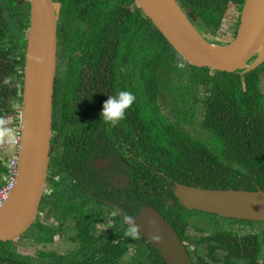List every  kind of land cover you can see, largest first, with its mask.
<instances>
[{
    "label": "trees",
    "instance_id": "obj_1",
    "mask_svg": "<svg viewBox=\"0 0 264 264\" xmlns=\"http://www.w3.org/2000/svg\"><path fill=\"white\" fill-rule=\"evenodd\" d=\"M177 1L191 10L189 19L208 39L216 36L228 4L241 7L243 2ZM63 3L57 23L53 126L63 134L56 121L62 118L66 125L67 118L73 121L76 114L69 112V105L83 95L89 110L98 105L99 112L108 95L118 90L135 95L126 113L132 123L133 151L129 214L142 205L154 206L186 241L191 221L205 213L178 203L172 190L175 182L264 190V61L248 72L197 67L179 56L134 0ZM0 12V116L11 117L13 127L18 112L12 105L21 98L16 84L23 81L22 72L14 67L18 60L13 50L29 25L28 0H0ZM20 46L23 65L25 42ZM5 77H11V85H4ZM3 155L0 179L7 172ZM44 199L42 195L41 203ZM235 221L243 226L257 222ZM90 223L77 221L71 246H64V251L53 245L54 235L65 230L38 223L40 232L34 240L40 246L39 260L18 250L15 240L0 241V264H166L141 235L99 247ZM34 225L21 237L31 236Z\"/></svg>",
    "mask_w": 264,
    "mask_h": 264
},
{
    "label": "water",
    "instance_id": "obj_2",
    "mask_svg": "<svg viewBox=\"0 0 264 264\" xmlns=\"http://www.w3.org/2000/svg\"><path fill=\"white\" fill-rule=\"evenodd\" d=\"M134 2L179 56L197 67L248 72L264 61V0L243 1L236 34L226 43H214L204 36L189 19L191 10L177 0ZM28 3L21 99L13 106L20 112L21 148L15 184L0 208L3 242L19 238L36 219L50 152L59 6L52 0ZM172 190L178 203L188 210L264 222V190L260 187L206 188L175 182ZM132 217L140 235L158 250L166 264H193L179 234L158 209L142 205Z\"/></svg>",
    "mask_w": 264,
    "mask_h": 264
},
{
    "label": "flooded vegetation",
    "instance_id": "obj_3",
    "mask_svg": "<svg viewBox=\"0 0 264 264\" xmlns=\"http://www.w3.org/2000/svg\"><path fill=\"white\" fill-rule=\"evenodd\" d=\"M52 1L54 5L59 6V22L63 2L69 0ZM230 7L235 11L229 24L232 26L230 36L233 38L238 27L241 7L236 2H230L228 9ZM27 28L23 31V39L17 37L18 42L13 50V55L18 60L14 67L22 74L25 48L22 65L20 45L23 41L26 46ZM2 51L0 49V55ZM22 83L23 81L16 84L20 97ZM84 97L83 95L80 99H74L69 105V112L76 114L73 121L67 118V125L63 123L62 118L56 121L63 126V134H58L56 126H53L52 107L50 152L43 193L45 199L42 203L40 201L33 222V243L35 236L40 232L37 228L40 223L61 227L65 231L61 235L56 233L55 241H60L65 247L71 246L73 229L82 218L91 222L89 227L97 238L99 247H109L123 238L131 241L130 237L124 235L129 227L124 216H134L128 213L132 209L131 119L126 115L117 126L110 127L100 122L99 106H93L90 111ZM204 213L199 219L191 221L186 230L188 239L183 241L193 264H264L263 221L254 222L255 226H243L244 222L235 221L239 220L237 218ZM207 213L213 215H206Z\"/></svg>",
    "mask_w": 264,
    "mask_h": 264
},
{
    "label": "clouds",
    "instance_id": "obj_4",
    "mask_svg": "<svg viewBox=\"0 0 264 264\" xmlns=\"http://www.w3.org/2000/svg\"><path fill=\"white\" fill-rule=\"evenodd\" d=\"M4 85L12 84L11 77H5ZM136 100L135 95L128 90H118L114 95H108V98L103 102L100 111V120L110 127L117 126L120 121L125 119L126 110L130 109ZM13 123L11 119L5 116H0V145L17 143L16 131L10 125ZM116 215V213H113ZM129 225L124 232L126 237L139 238V225L136 224L135 218L128 216L125 218Z\"/></svg>",
    "mask_w": 264,
    "mask_h": 264
},
{
    "label": "rangeland",
    "instance_id": "obj_5",
    "mask_svg": "<svg viewBox=\"0 0 264 264\" xmlns=\"http://www.w3.org/2000/svg\"><path fill=\"white\" fill-rule=\"evenodd\" d=\"M234 14H235V11L233 10L232 7H230L226 11V13L224 14L220 29L217 30L216 36L210 37L209 38L210 41L215 42V43H217V42H220V43L228 42V40L231 38L230 32L232 31V26L229 24H230L231 18ZM261 89L264 91V76H262V78H261ZM0 153L6 154V156H8L10 154L9 148L5 149L3 147V145H0ZM27 231H30V229L28 228ZM26 233L27 232H25V234ZM14 244H15V247L17 246L18 250H20L24 253L33 255V257H32L33 260L38 257L39 246L36 245L35 243H33L30 235L29 236H22V237L20 236V238L15 239ZM53 246L55 249H58L60 251L65 250V247L63 246V244L60 241H57V242L55 241ZM36 260L38 261L39 258Z\"/></svg>",
    "mask_w": 264,
    "mask_h": 264
},
{
    "label": "built area",
    "instance_id": "obj_6",
    "mask_svg": "<svg viewBox=\"0 0 264 264\" xmlns=\"http://www.w3.org/2000/svg\"><path fill=\"white\" fill-rule=\"evenodd\" d=\"M18 115L16 116L13 128L16 131L17 143L15 145L3 144L5 149L9 148L10 154L5 160V166L7 172L2 175L0 179V208L7 200L10 191L12 190L17 173H18V155L21 148V129H20V112L17 110Z\"/></svg>",
    "mask_w": 264,
    "mask_h": 264
}]
</instances>
